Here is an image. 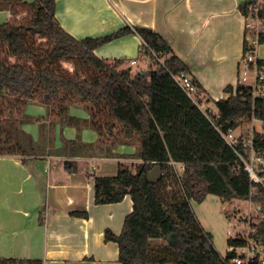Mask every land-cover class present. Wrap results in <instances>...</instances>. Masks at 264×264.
<instances>
[{"label": "trees", "instance_id": "1", "mask_svg": "<svg viewBox=\"0 0 264 264\" xmlns=\"http://www.w3.org/2000/svg\"><path fill=\"white\" fill-rule=\"evenodd\" d=\"M258 1L240 4L247 19ZM30 8L31 16L24 23L0 22V155L20 153V145L15 149L10 146L23 123L15 114L21 115L28 101L35 98L60 113L62 124L74 119L77 124L88 121L100 136H117L120 128L125 144L139 142L135 157L142 163L137 171L120 163L114 176L93 175L97 204L121 202L128 194L134 203L122 232L109 228L105 232L107 242L118 244L119 261L226 264L232 254L222 256L216 250L211 233L200 227L191 203L215 194L224 201L250 200L264 214V186L252 183L243 169H234L240 165L241 153L248 158L251 151L264 155V132L255 131L252 145L245 146L240 138L233 148L219 131H245L254 115H264V105L254 103L244 85L238 84L236 93L228 86L230 96L214 100L216 112H210L209 117L173 77L190 74V68L153 28L125 26L105 36L78 39L57 21L55 0H34ZM259 17L264 24L262 7ZM130 33L142 40L140 58L151 59L146 68L133 72L132 67L121 68L126 60L103 59L95 53L103 44ZM249 34L246 28V36ZM260 41L264 42V30ZM192 79L202 93L203 85ZM73 99L89 104L90 118H67ZM171 160L185 164L180 178ZM157 164L164 176L152 183L147 175ZM255 228L252 236L264 239V220ZM235 243L239 240L230 239V245ZM0 264L43 261L0 257Z\"/></svg>", "mask_w": 264, "mask_h": 264}, {"label": "crops", "instance_id": "2", "mask_svg": "<svg viewBox=\"0 0 264 264\" xmlns=\"http://www.w3.org/2000/svg\"><path fill=\"white\" fill-rule=\"evenodd\" d=\"M245 1L55 0V17L78 39L125 26L153 28L203 85L199 95L206 103L229 97L228 86L237 88L247 24L239 6ZM141 44L139 35L130 33L95 53L108 60H133ZM258 53L264 59V42ZM87 114L90 118L89 109ZM88 125L81 126L92 128ZM99 137L90 150L100 144ZM90 150L0 155V257L41 259L43 264H122L118 244L107 242L105 232L120 234L134 203L128 194L121 202L97 204L93 175L114 176L120 163L142 159L125 158L124 151L105 156Z\"/></svg>", "mask_w": 264, "mask_h": 264}, {"label": "rangeland", "instance_id": "3", "mask_svg": "<svg viewBox=\"0 0 264 264\" xmlns=\"http://www.w3.org/2000/svg\"><path fill=\"white\" fill-rule=\"evenodd\" d=\"M33 1L0 0V22L10 20L16 24L24 23L31 16L30 4ZM133 59L138 61L137 65H132L130 63L132 59H129L121 68L132 67V71L136 72L151 63L150 58H140L139 54ZM45 105L47 104L35 98L28 101L21 115L15 114L18 118H22L23 123L15 131V138L10 144L11 149H15L20 145L22 148L19 149L20 153L28 155L88 152L93 146L91 141L96 140L99 135L95 129L81 126L83 122L87 125L89 122L81 121L77 124L74 119L73 123L62 124L60 113L52 112L51 108ZM5 106L6 104L3 105L4 115H7L8 109ZM88 106L87 103L73 99L69 105L70 111L67 113V118L70 119L71 114L81 120L88 118ZM203 108L205 110L210 108L212 112H216L214 99L210 98L209 101L203 104ZM15 113H17L16 107ZM247 128H252L251 124ZM256 129L258 131L263 130L260 124H257ZM249 130L252 132V129ZM249 130L246 129V133L250 132ZM234 133L240 134L241 129L235 130ZM100 138L102 139L100 144L95 146L94 151L92 149L90 152L112 156L113 153L124 151L125 154H122V156L128 158L135 157L140 149V144L137 141H132L130 144L124 143L120 128L117 136L106 134L100 136ZM122 145H124L123 150H120ZM140 163L142 162L131 163L129 160L122 164L137 171ZM257 163L260 162L257 161ZM191 204L200 227L211 233L214 247L222 256H226L231 250L230 239L235 238L234 234H230L232 230L235 233H246L252 227H256L261 220L259 206L250 200L224 201L218 195L209 194L202 202L193 200ZM250 215L252 216V223L249 221Z\"/></svg>", "mask_w": 264, "mask_h": 264}, {"label": "built area", "instance_id": "4", "mask_svg": "<svg viewBox=\"0 0 264 264\" xmlns=\"http://www.w3.org/2000/svg\"><path fill=\"white\" fill-rule=\"evenodd\" d=\"M261 8V0L258 4L253 6L250 11V16L247 19L246 28L250 30V34L246 36V48L247 51L243 54L240 63V75L238 84L244 85L248 88V91L252 94L254 103L260 102L264 105V59L259 56L258 47L261 44L260 34L264 30V24L259 17V11ZM138 61L133 59L131 61L132 65H136ZM176 82L184 89L187 95L203 110V112L211 117L210 108L205 110L203 108L204 101L201 100L199 95V89L197 85L193 82L192 76L187 73H182L173 76ZM236 93V89L234 90ZM257 124H260L262 131L264 132V115L263 116H253L250 132L243 131L241 129L240 134H235V130H229L228 132H223L219 129L222 137L225 141L236 148L240 143V138H243L245 146L252 145L253 135ZM240 129V128H239ZM237 130V129H236ZM259 161L260 163H257ZM240 165L234 167L235 170L243 169L251 179L252 183H260L264 186V155L256 156L252 151L250 153V158L246 157L245 154H239ZM173 169L175 170L178 177H181L182 172L185 169L184 163L170 161ZM253 190H256L253 188ZM260 210V207H259ZM260 219L264 220V214L260 212ZM250 223H252V216L249 218ZM256 231V228L252 227L246 233H235L231 231L230 234H234L235 238L239 240V243L230 245L231 250L228 252L232 254V257L226 260V264H264V239L260 237L252 236V232Z\"/></svg>", "mask_w": 264, "mask_h": 264}, {"label": "water", "instance_id": "5", "mask_svg": "<svg viewBox=\"0 0 264 264\" xmlns=\"http://www.w3.org/2000/svg\"><path fill=\"white\" fill-rule=\"evenodd\" d=\"M163 174L162 166L157 164L148 172V180L152 183L158 182L164 176Z\"/></svg>", "mask_w": 264, "mask_h": 264}]
</instances>
